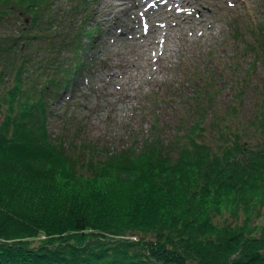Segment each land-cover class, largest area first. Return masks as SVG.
<instances>
[{
  "label": "trees",
  "instance_id": "16d2710c",
  "mask_svg": "<svg viewBox=\"0 0 264 264\" xmlns=\"http://www.w3.org/2000/svg\"><path fill=\"white\" fill-rule=\"evenodd\" d=\"M95 1L0 0V264H264V100L239 123L229 106L217 147L192 145L219 122L200 107L174 143L157 126L113 154L51 134L98 64Z\"/></svg>",
  "mask_w": 264,
  "mask_h": 264
},
{
  "label": "rangeland",
  "instance_id": "374dc122",
  "mask_svg": "<svg viewBox=\"0 0 264 264\" xmlns=\"http://www.w3.org/2000/svg\"><path fill=\"white\" fill-rule=\"evenodd\" d=\"M94 10L103 32L98 64L52 107L53 136L113 154L157 126L174 143L200 107L211 109L205 124L219 122L192 145L217 147L219 127L234 121H220L229 106L241 112L235 123L262 106L264 0H96ZM156 30L154 48L139 45Z\"/></svg>",
  "mask_w": 264,
  "mask_h": 264
},
{
  "label": "bare ground",
  "instance_id": "6f19581e",
  "mask_svg": "<svg viewBox=\"0 0 264 264\" xmlns=\"http://www.w3.org/2000/svg\"><path fill=\"white\" fill-rule=\"evenodd\" d=\"M171 1H167L166 3L168 4V3H170ZM172 5H173V3H171ZM145 26V25H144ZM143 26V27H144ZM159 34H161V31L160 30H156V31H154V33L151 35V37L149 38V39H147V38H145V39H143V38H141V39H139L138 41H139V45H141V46H145L146 48V50H149V48L150 47H155L156 46V37H157V35H159ZM146 44L147 43V45H144V44Z\"/></svg>",
  "mask_w": 264,
  "mask_h": 264
}]
</instances>
